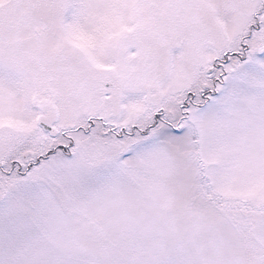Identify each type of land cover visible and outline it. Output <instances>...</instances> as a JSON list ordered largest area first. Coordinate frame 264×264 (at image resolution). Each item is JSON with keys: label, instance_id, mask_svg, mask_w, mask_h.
Returning <instances> with one entry per match:
<instances>
[{"label": "snow or ice", "instance_id": "obj_1", "mask_svg": "<svg viewBox=\"0 0 264 264\" xmlns=\"http://www.w3.org/2000/svg\"><path fill=\"white\" fill-rule=\"evenodd\" d=\"M0 264H264V0H0Z\"/></svg>", "mask_w": 264, "mask_h": 264}]
</instances>
